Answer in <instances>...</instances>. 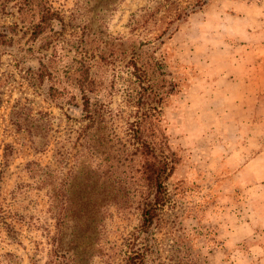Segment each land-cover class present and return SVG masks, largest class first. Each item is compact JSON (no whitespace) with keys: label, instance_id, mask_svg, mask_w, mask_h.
<instances>
[{"label":"rangeland","instance_id":"374dc122","mask_svg":"<svg viewBox=\"0 0 264 264\" xmlns=\"http://www.w3.org/2000/svg\"><path fill=\"white\" fill-rule=\"evenodd\" d=\"M172 1L184 9L198 0ZM47 2L58 19L41 39L27 42L30 33H23L36 19L30 16L24 25L17 0H0V32L14 24L19 30L11 46L0 48V264H124L136 237L138 244L148 242L139 233L138 197L129 178L107 182L98 171L99 157L89 156L77 140L86 122L70 85L77 70L91 67L101 84L89 96L92 102L133 120L144 92L128 66L138 57L162 64L165 75L157 86L175 84L160 109L170 149L180 158L166 183L175 195L164 206L147 264H264V219L254 215V208L264 215V200L256 197L255 185L246 187L235 178L260 148L256 142L249 146L248 139H264V96L257 98L258 90L248 83L255 69L264 71V0H205L172 26L177 31L165 35L161 46L155 38L168 21V6L144 29L131 31L129 24L132 15L138 18L143 8L154 9L162 0ZM242 60L256 66L229 69ZM41 63L54 86L76 95L71 105L46 99L49 82L41 89L30 86ZM231 72L240 78L236 89L228 82ZM16 104L26 106L34 119L48 114L52 131L45 152H33L28 132L12 124ZM247 107L253 118L227 126ZM124 129L123 121L116 122L120 137ZM29 161L50 168L48 186L26 172ZM258 166L257 160L249 165ZM62 192L73 200L64 219ZM74 206L83 210L81 218L73 214ZM246 222L253 232L247 228L238 236L251 235L228 245L230 233ZM8 224L18 235L8 233Z\"/></svg>","mask_w":264,"mask_h":264},{"label":"trees","instance_id":"16d2710c","mask_svg":"<svg viewBox=\"0 0 264 264\" xmlns=\"http://www.w3.org/2000/svg\"><path fill=\"white\" fill-rule=\"evenodd\" d=\"M204 2L205 0H198L193 6L179 9L176 8L174 1L162 0L154 9L143 8L138 18L132 15L133 18L129 24L131 31L144 29L149 20H153L160 12V9L168 6L166 7V13L169 15L168 21L155 38L161 46L164 44L165 35L169 34L167 38H170L177 31V27L172 31V26L195 13L196 8L200 9ZM17 13L19 21L24 25L28 17L36 19L32 28L23 33H30L27 42H36L41 39L58 19V15L52 10L47 0H17ZM29 23L32 24V22ZM18 33L17 24L4 28L0 32V48L11 46ZM128 67L132 69L130 74L136 78L139 87L144 92H139L137 97V110L133 114V120L128 118L124 120L123 114L120 113L116 114L118 118H115L117 116L113 115L114 113L107 107H101L92 102L89 96L97 93L101 84L90 74L91 67L85 66L77 70L72 76L70 85L82 102L81 111L83 121L86 122L85 126L79 129L77 140L86 146L89 156L99 157L98 171L107 182L119 181L118 177L125 175L129 178L138 197L137 209L141 217L139 233L146 236L142 239L148 242L138 244L139 237H136V241L131 245L130 254L124 259V264H147L148 251L151 249L150 241H154V231L162 226L161 214L164 206L175 195L168 191L166 183L172 177L180 158L170 149L160 109L165 98L172 94L175 84L170 83L167 89L156 85L158 77H163L165 74L161 71L162 64L155 59L151 62L138 57L131 60ZM32 74L33 77L29 82L32 88L41 89L46 82L50 83L46 96L50 102L71 105L76 99V95L70 93L67 87L54 86L55 84L51 82V72L45 64L41 63ZM262 76L261 82L258 81L257 84L252 85L258 90V95L264 94V74ZM39 117V119H34L29 109L21 104H16L10 115L11 122L18 131L28 132L32 139L31 149L36 154L47 150L48 137L52 131L48 114L39 113ZM119 120L124 123V137H120L116 131V122ZM58 155L61 157L64 153ZM6 157L5 154V160ZM25 169L30 177L38 178L43 185H49L48 181L52 176V171L48 166L42 168L40 164L29 161ZM120 180L122 181V178ZM174 190L176 191L175 187ZM58 196L61 198L62 215L60 218L64 219L68 217L72 209L73 200L68 199V195L63 192ZM82 213L83 210L75 209L74 206V215L81 218ZM2 219H4L3 216ZM7 231L14 236L18 235L11 224L7 225Z\"/></svg>","mask_w":264,"mask_h":264},{"label":"crops","instance_id":"0c3cea01","mask_svg":"<svg viewBox=\"0 0 264 264\" xmlns=\"http://www.w3.org/2000/svg\"><path fill=\"white\" fill-rule=\"evenodd\" d=\"M243 63H248V66L251 67H255L256 63L254 62V60H249L247 62H244L242 60V63L240 64H230L229 69H234L235 71H237V69L239 67H241V65ZM242 67H246V65H243ZM258 67V66H257ZM260 72V73H259ZM232 74V78H229V85L234 86L233 89H236V82L238 83V81H240V78L236 77V72H231ZM255 76L253 78V76L248 78V83L250 84L249 88L253 89L255 91V87L252 86V84H257V82L259 81L260 78H263V74L264 71L263 70H254ZM264 96V94H262ZM261 95V96H262ZM255 96L260 97V95L256 94ZM262 98V97H261ZM243 109V108H242ZM245 113L240 114V115H233V117H230L229 122L227 123V126H242V120L245 119V117H252L253 115V110L250 109V107H247V109L244 111ZM252 113V114H251ZM263 115V114H262ZM253 118V117H252ZM232 119V120H231ZM264 126V125H263ZM262 128H260V133H262ZM259 133V134H260ZM256 141H255V140ZM250 138L248 139L250 141L249 146L252 145L253 142H256L260 145V148L262 147V150L260 151L259 149L256 150V156L254 154L255 157H253L251 160H249L247 165H244L242 167H240L238 169V171L236 172L235 178L239 180V183H242L243 185H245L246 187H250V186H256V189L258 190L259 193H256V197L261 198L262 200H264V167H260V166H264V139L263 137H257V138ZM260 140V141H259ZM263 157V158H262ZM258 161L259 166L254 169V168H250L249 165L251 166V164L254 161ZM254 215L257 216L258 219H264V215H262V213L259 211V209H255L254 208ZM247 228L249 229V231L252 233V224L250 223H241L240 225H238L234 231L232 233H230L229 235V240H227L228 245L234 241L236 243L242 241L243 239H245L246 237L250 236L251 233L249 232L247 234V236L243 237V238H239V234L240 233H247ZM264 235V233H262Z\"/></svg>","mask_w":264,"mask_h":264}]
</instances>
